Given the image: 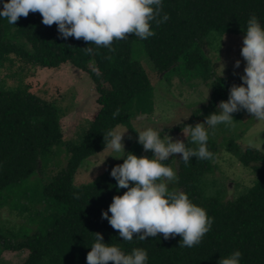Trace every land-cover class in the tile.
I'll use <instances>...</instances> for the list:
<instances>
[{
    "label": "trees",
    "instance_id": "1",
    "mask_svg": "<svg viewBox=\"0 0 264 264\" xmlns=\"http://www.w3.org/2000/svg\"><path fill=\"white\" fill-rule=\"evenodd\" d=\"M3 3L0 0V10ZM162 4L161 18L167 14L169 19L159 26L153 22L154 36L142 40L130 35L114 41L113 52L88 45L83 39L62 37L57 25L48 27L42 23L38 12L21 17L17 25L11 24L25 38L29 45L26 48L6 37L8 21L0 17V60L13 54L25 63L48 68L68 62L88 74L98 103L81 138L65 142V166L39 185L41 197L60 203L61 212L51 216L45 227L14 242L1 243L2 251L21 252L20 264H87L96 232L103 234L105 243L118 245L126 254L134 248L147 250V264H219L222 256L236 250L242 252L241 264H264V153L251 145L244 147L239 160L257 173V178L246 193L225 202L216 197L202 198L195 189L197 181L211 168L218 149L216 140L209 137L207 141L208 150L214 154L211 160L192 157L185 164L177 156L176 185L214 218L210 231L194 247L179 246V235L165 239L159 234L143 241L134 236L131 241H124L103 218L113 197L127 191L118 188L111 176L112 168L122 164L123 158L111 162L87 183H73L74 174L86 158L106 147L104 133L118 124L137 134L126 152L138 156L144 153L132 119L149 111L153 89L147 72L132 56L135 42L142 44L159 73L174 72L178 64L185 70L207 73L211 68L200 46L209 32H238L245 36L247 22L253 15L264 26V0H162ZM86 47H92L93 53L87 54ZM107 56L111 60L105 59ZM94 67L99 69V76L92 71ZM241 83V79L216 76L207 107L229 99L231 87ZM117 111L119 115L114 117ZM61 134L58 108L53 102L24 87L0 88V191L38 172L47 163L46 155L52 145L62 143ZM184 141L186 147H198L190 138Z\"/></svg>",
    "mask_w": 264,
    "mask_h": 264
},
{
    "label": "rangeland",
    "instance_id": "2",
    "mask_svg": "<svg viewBox=\"0 0 264 264\" xmlns=\"http://www.w3.org/2000/svg\"><path fill=\"white\" fill-rule=\"evenodd\" d=\"M5 34L7 38L29 48L25 38L8 22L5 23ZM244 37L238 32H209L200 46L211 68L207 73L185 70L180 64L174 72L159 73L142 44L135 42L132 56L139 60L147 72L153 89V102L149 111L137 114L132 119L136 129L145 130L151 127L160 131L161 137L165 139L168 135L180 140L190 138V125L203 123L210 114L218 111L217 105L221 101L217 105L207 107L214 78L228 76L242 80L246 66V61L241 55ZM237 60L241 62L239 68L235 67ZM18 86L27 88L57 106L62 143L52 145L46 155L47 163L38 172L0 191V264H20L23 260L20 251H2V242H14L36 229L45 227L51 216L61 212L60 203L41 197L39 185L47 182L65 166L68 156L65 142L69 144L81 138L88 121L98 108L95 100L97 94L88 74L68 62L55 68L37 67L8 54L0 60V88ZM233 115L234 127L219 124L214 130L209 129V137L217 141L218 149L211 162V168L195 186L197 194L202 198L216 197L223 202L235 199L246 193L257 178V173L241 163L239 154L246 145L264 153V121L251 117L246 110ZM205 127L207 128V125ZM117 128L120 131L127 130L124 134L127 149L137 134L124 124H118L115 129ZM183 131L188 132V135ZM123 154L114 153L104 147L88 156L74 174L73 183L91 181L111 162L119 160L111 155ZM141 155L152 156L154 153L144 151ZM164 163L176 170L177 156ZM169 188L181 191L176 181L170 183ZM12 204L18 206L12 208ZM31 213L32 220H29Z\"/></svg>",
    "mask_w": 264,
    "mask_h": 264
},
{
    "label": "clouds",
    "instance_id": "3",
    "mask_svg": "<svg viewBox=\"0 0 264 264\" xmlns=\"http://www.w3.org/2000/svg\"><path fill=\"white\" fill-rule=\"evenodd\" d=\"M162 8V0H4L0 17L17 25L21 17L38 12L42 23L48 27L57 25L62 37L83 39L88 45L113 52L114 41L130 35L142 40L154 36L153 22L159 26L169 19L167 14L161 18ZM245 32L241 50L246 61L243 83L231 87L229 99L221 101L218 111L210 114L205 122L190 125V142L197 144V148L186 147L184 140L170 135L162 138L160 131L149 127L136 130L138 143L145 152L151 151L154 155L138 156L126 152L124 134L127 130L117 128L104 133L105 148L126 154L111 155L123 158L122 164L112 168L111 176L116 179L118 188L127 191L114 196L103 212V218L118 231L122 240L131 241L137 236L143 241L159 234L169 239L179 235L182 237L179 246L194 247L210 231L214 218L187 193L170 190L169 184L177 181L178 176L176 170L164 162L173 156L181 157L185 164L192 157L213 159L214 154L207 147L209 129L214 130L219 124L234 127L235 112L246 110L251 117L264 121V26L253 15ZM84 50L87 54L93 53L92 47ZM240 63L237 60L235 67L239 68ZM92 71L98 76L101 74L98 68ZM118 115V111L113 113L114 117ZM241 257L242 252L236 250L227 257L222 256L219 264H241ZM147 261V250L134 248L126 254L118 245L105 243L99 232L95 233V243L87 254V264H147Z\"/></svg>",
    "mask_w": 264,
    "mask_h": 264
}]
</instances>
